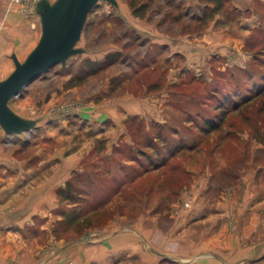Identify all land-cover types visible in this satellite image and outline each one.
I'll return each mask as SVG.
<instances>
[{"label": "rangeland", "instance_id": "374dc122", "mask_svg": "<svg viewBox=\"0 0 264 264\" xmlns=\"http://www.w3.org/2000/svg\"><path fill=\"white\" fill-rule=\"evenodd\" d=\"M36 1L0 0V80L11 54L23 60L40 37ZM117 1L90 11L82 52L10 100L38 121L20 134L0 126V264L22 253L76 264L81 247L119 232H137V245L114 262L146 264L147 252L153 264H188L160 255L198 205L208 210L245 175L264 185V0H224L204 21L206 0H135L149 4L140 16ZM210 24L229 42L199 46ZM167 35L184 36L182 49Z\"/></svg>", "mask_w": 264, "mask_h": 264}, {"label": "crops", "instance_id": "0c3cea01", "mask_svg": "<svg viewBox=\"0 0 264 264\" xmlns=\"http://www.w3.org/2000/svg\"><path fill=\"white\" fill-rule=\"evenodd\" d=\"M162 37L165 38L164 35ZM167 37L166 41L169 39L177 51L182 49L184 36ZM194 38L192 40L195 42ZM228 40L225 28H216L210 24L196 42L199 46L208 44L215 47L226 44ZM257 179L254 178L253 183H250L252 179L243 176L229 187L230 192L227 190L224 197L210 202L208 210L204 205H198L187 230L183 229L167 240L164 243L166 249L161 251L160 256H175L180 261H188V264H249L252 260L264 264V185H259L261 179ZM43 199L40 193L25 201V204L34 207ZM137 235V232H119L111 235L106 242L81 247L82 256L76 258L75 262L88 264L90 259H95L97 264H120L114 262L115 259L123 250L130 251L137 245ZM58 256L66 258L70 252H61ZM143 256L146 264H153L152 254L144 252ZM32 259L33 255L26 258L25 253H22L19 264H29Z\"/></svg>", "mask_w": 264, "mask_h": 264}, {"label": "water", "instance_id": "95a60500", "mask_svg": "<svg viewBox=\"0 0 264 264\" xmlns=\"http://www.w3.org/2000/svg\"><path fill=\"white\" fill-rule=\"evenodd\" d=\"M100 0H37L34 10L40 16L41 34L36 45L20 60L12 53L14 69L0 80V126L6 133L20 134L36 127L38 119L23 116L10 106L33 79L56 63L65 64L83 51L76 44L90 11ZM118 5L117 0H106Z\"/></svg>", "mask_w": 264, "mask_h": 264}, {"label": "trees", "instance_id": "16d2710c", "mask_svg": "<svg viewBox=\"0 0 264 264\" xmlns=\"http://www.w3.org/2000/svg\"><path fill=\"white\" fill-rule=\"evenodd\" d=\"M149 1V0H148ZM207 3L205 4V12L203 13V15L201 14L200 15V20H205V19H208L210 16H213V14L215 12H217L218 10L222 9L224 4H225V1L224 0H206ZM212 2L214 5L213 6H209L208 3ZM129 5L130 7L132 8L133 10V13L135 15H143V8H147L149 6V4L145 1H142V2H136L135 0H129ZM258 54H261V53H258ZM112 54H107L104 58V60L102 62H97V61H92L93 63L92 64H96L97 66H91L90 68H93V69H97V68H103L104 67V64H106V62H112L115 58H116V55L115 57L111 58ZM263 63H264V57H263ZM109 64V63H108ZM264 76V73L262 74ZM264 81V79H263ZM260 92V91H259ZM238 94L236 95H233L234 96V101H232L230 103L231 106H237V104L240 102L239 99H237V96ZM239 96V95H238ZM226 101H229V99H226L225 100V103H227ZM217 125H215L214 127H216ZM64 190H66L65 187H59L57 192H58V195H62V193L64 192ZM67 198V196L65 197Z\"/></svg>", "mask_w": 264, "mask_h": 264}]
</instances>
